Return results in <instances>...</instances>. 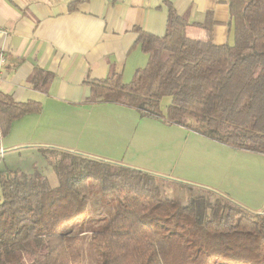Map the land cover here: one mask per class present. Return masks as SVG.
<instances>
[{
  "label": "trees",
  "instance_id": "1",
  "mask_svg": "<svg viewBox=\"0 0 264 264\" xmlns=\"http://www.w3.org/2000/svg\"><path fill=\"white\" fill-rule=\"evenodd\" d=\"M227 5L233 46L188 52L187 22L168 7L162 37L135 29L132 47L147 55L145 66L128 82L116 73L87 79L84 104L132 109L140 118L264 156V0ZM53 79L34 68L28 83L46 93ZM164 98L170 103L162 115ZM42 108L0 92V139ZM38 152L55 174V188L38 172H0V264H82L87 234L98 264H264V212H249L213 192L180 205L161 198L159 175L63 149ZM90 182L103 196L116 197L118 211L94 229L65 231L84 216Z\"/></svg>",
  "mask_w": 264,
  "mask_h": 264
},
{
  "label": "crops",
  "instance_id": "2",
  "mask_svg": "<svg viewBox=\"0 0 264 264\" xmlns=\"http://www.w3.org/2000/svg\"><path fill=\"white\" fill-rule=\"evenodd\" d=\"M227 3L228 0H0V55L5 58L0 92L15 102L34 100L43 106L38 115L14 122L8 136L0 139L2 161L27 144L30 131H40L36 142L43 148L114 162L181 184L184 180L176 175L191 168L190 162L197 157L191 151L198 143L202 148L214 149L206 168L216 185L220 189L222 186L223 195L257 213L264 212L263 155L236 151L179 126L140 118L135 110L125 107L84 104L89 94L84 84L87 79H103L116 73L128 82L136 69L145 66L147 55L138 46L132 47L135 29L162 37L168 7L187 22L188 52L200 55L208 45L233 46L234 25ZM73 4L75 7L69 9ZM34 68L54 75L46 93L34 90L28 83ZM169 103V98L162 100L163 115ZM251 160L259 163L262 173L240 171L239 165ZM223 162L230 163V167ZM4 167L0 172L20 169L13 161Z\"/></svg>",
  "mask_w": 264,
  "mask_h": 264
},
{
  "label": "rangeland",
  "instance_id": "3",
  "mask_svg": "<svg viewBox=\"0 0 264 264\" xmlns=\"http://www.w3.org/2000/svg\"><path fill=\"white\" fill-rule=\"evenodd\" d=\"M39 134L40 131H30L27 137L28 142L26 145L18 147L19 149L16 150L15 154H8L5 158V161H2V159L0 158V168H3L4 165H6L8 162L13 161L15 164H17L18 168H20V170L24 172L40 173L49 182L50 186L52 188H55L57 186L55 174L38 152L39 148H43V144L36 142V140L39 138ZM181 148L187 150L186 147ZM193 150L194 152L191 151V153L197 154V157L195 160H192L190 162L191 168L187 169V171L182 174L176 175L177 177H182V180L184 181L181 184L184 185H181L177 182H173V179H163L161 182L162 199L172 200L175 203L183 205L192 196H206L210 192L223 195L224 192H222L221 190L222 186L220 189L216 185L214 179L211 177V175H209V169L206 168V166L209 165L212 160L214 149L211 148L210 150H208L206 149V147L202 148L201 144L196 143L195 145H193ZM2 152H0V154H2ZM200 153H203V155ZM251 161L252 162L243 163L239 165L240 171H250L255 172V174L262 173L263 168L260 167L259 163L255 160ZM223 165L225 167H230V163L223 162ZM3 170H5V167L3 168ZM232 170L234 171L233 167ZM251 174L252 173H250V175ZM90 186L92 189V195L88 200L87 209L84 216L80 218V220L72 224H68L64 228L65 231L70 230L74 234L81 230L86 231L92 228L94 229L99 225L105 224L118 211V201L115 196H103L94 182H90ZM230 200L249 212L254 211L251 208L243 206L234 199ZM253 213H255V211ZM98 219L102 220L98 222ZM83 243L84 244L82 248V264H98L100 262V258L96 251V248L91 246L89 234L84 236Z\"/></svg>",
  "mask_w": 264,
  "mask_h": 264
},
{
  "label": "built area",
  "instance_id": "4",
  "mask_svg": "<svg viewBox=\"0 0 264 264\" xmlns=\"http://www.w3.org/2000/svg\"><path fill=\"white\" fill-rule=\"evenodd\" d=\"M4 64H5V58L3 57V55H0V74Z\"/></svg>",
  "mask_w": 264,
  "mask_h": 264
}]
</instances>
